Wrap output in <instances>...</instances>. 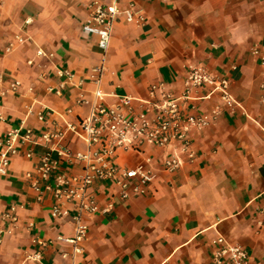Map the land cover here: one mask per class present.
<instances>
[{
  "label": "crops",
  "instance_id": "0c3cea01",
  "mask_svg": "<svg viewBox=\"0 0 264 264\" xmlns=\"http://www.w3.org/2000/svg\"><path fill=\"white\" fill-rule=\"evenodd\" d=\"M113 3L120 9L132 4L143 21L120 15L102 52L82 25L91 7ZM260 58L264 0H0V148L10 132L39 134L85 118L97 89L105 108L119 97L145 100L159 83L179 94L189 67L229 80L237 103L229 110L216 95L207 99L206 89L198 91L196 112L219 113L191 134L195 160L171 176L158 173L143 195L121 200L116 186L95 184L100 210L112 209L86 218L81 254L63 241L73 235L72 224L50 217L52 197L38 199L33 190L35 166L47 150L21 146L0 175V264H213L219 237L243 248L249 264H264V228L256 225L264 205ZM100 66L95 84L90 75ZM139 107L132 103L134 111ZM67 144L73 152L87 150L72 135ZM165 153L147 148L138 156L121 153L115 162L129 169ZM58 163L65 175L81 172L79 165Z\"/></svg>",
  "mask_w": 264,
  "mask_h": 264
},
{
  "label": "built area",
  "instance_id": "2783aa9c",
  "mask_svg": "<svg viewBox=\"0 0 264 264\" xmlns=\"http://www.w3.org/2000/svg\"><path fill=\"white\" fill-rule=\"evenodd\" d=\"M120 15L126 22L143 21L141 16L134 14L132 4L124 9H120L116 3L90 8L82 30L96 37L100 51L105 52L108 48L113 24ZM37 54L40 55V52ZM252 54L257 55V50L253 49ZM260 60L264 65V58ZM101 73V66L92 70L90 78L95 84L99 83ZM17 86L18 83H13L11 89L15 90ZM229 88V80L226 78H213L203 67H189L179 94L159 83L149 88L145 100L119 97L115 106L105 108L100 104L102 94L97 89L88 115L75 123H54L51 129L39 134L29 129L22 134L18 131L10 132L0 148V175L5 173L10 159L19 154L21 146L44 147L47 152L39 157L34 169L36 182L33 190L38 199L44 194L52 197L54 203L49 210L50 217L68 220L73 226V235L59 240L71 246L73 254H81L88 231L86 218L112 209V205L108 204L100 210L93 186L109 182L117 187L119 198L127 200L131 195H143L158 173L171 176L185 164L192 163L195 152L191 134L208 127L219 113L216 108L212 113L198 114L194 102L200 98L196 93L206 89L205 98L216 95L226 108L232 110L237 103L230 95ZM133 102L140 106L138 111L133 110ZM38 121L44 122V118L39 115ZM68 135L83 142L87 150L73 152L67 144ZM147 148L165 150L166 153L158 160L145 157L133 168L122 169L117 166L115 161L119 154L138 156L144 154ZM52 153L56 154L58 161L52 159ZM25 157L30 158V153H25ZM58 162L79 165L81 172L65 175L58 169ZM57 171L58 174L49 183ZM40 184L43 189L39 188ZM258 214L256 225L264 228V205L259 208ZM39 244L47 245L46 242ZM213 244V264H249V257L243 248L227 243L220 237ZM33 258L38 261L39 254H34Z\"/></svg>",
  "mask_w": 264,
  "mask_h": 264
}]
</instances>
